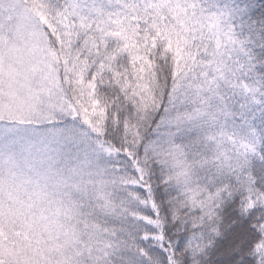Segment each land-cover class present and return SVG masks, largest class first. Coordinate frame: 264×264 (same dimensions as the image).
I'll return each mask as SVG.
<instances>
[{
	"label": "snow or ice",
	"instance_id": "snow-or-ice-1",
	"mask_svg": "<svg viewBox=\"0 0 264 264\" xmlns=\"http://www.w3.org/2000/svg\"><path fill=\"white\" fill-rule=\"evenodd\" d=\"M0 264H264V0H0Z\"/></svg>",
	"mask_w": 264,
	"mask_h": 264
}]
</instances>
